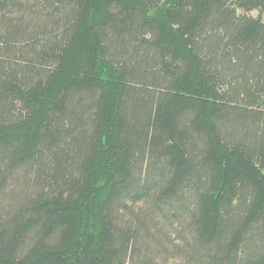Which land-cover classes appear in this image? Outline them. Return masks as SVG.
Returning a JSON list of instances; mask_svg holds the SVG:
<instances>
[{
    "label": "trees",
    "instance_id": "16d2710c",
    "mask_svg": "<svg viewBox=\"0 0 264 264\" xmlns=\"http://www.w3.org/2000/svg\"><path fill=\"white\" fill-rule=\"evenodd\" d=\"M0 264H264V0H0Z\"/></svg>",
    "mask_w": 264,
    "mask_h": 264
},
{
    "label": "rangeland",
    "instance_id": "374dc122",
    "mask_svg": "<svg viewBox=\"0 0 264 264\" xmlns=\"http://www.w3.org/2000/svg\"><path fill=\"white\" fill-rule=\"evenodd\" d=\"M258 14H259L258 11H253V12H251V15H253V16H258ZM105 166H106V164H102V171H103V168H104ZM105 169H107V166H106ZM105 169H104V170H105ZM104 175H105V174H104ZM94 187H96V184L94 185ZM83 224L85 225V228H86V229H89V228L87 227L86 223L83 222Z\"/></svg>",
    "mask_w": 264,
    "mask_h": 264
}]
</instances>
